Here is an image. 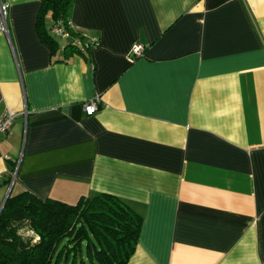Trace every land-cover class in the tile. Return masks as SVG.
I'll list each match as a JSON object with an SVG mask.
<instances>
[{
	"label": "crops",
	"instance_id": "obj_1",
	"mask_svg": "<svg viewBox=\"0 0 264 264\" xmlns=\"http://www.w3.org/2000/svg\"><path fill=\"white\" fill-rule=\"evenodd\" d=\"M6 1L0 205L15 171L13 194L124 200L127 264H264V0H75L86 50L40 38V0Z\"/></svg>",
	"mask_w": 264,
	"mask_h": 264
},
{
	"label": "trees",
	"instance_id": "obj_2",
	"mask_svg": "<svg viewBox=\"0 0 264 264\" xmlns=\"http://www.w3.org/2000/svg\"><path fill=\"white\" fill-rule=\"evenodd\" d=\"M40 1L38 35L52 46L45 16L50 14L52 25L66 24L75 0ZM71 35L67 47L78 49L73 39L79 33L73 30ZM141 221V215L124 200L107 193L82 196L68 203L41 199L27 190L15 194L10 191L0 209V264H60L71 250L75 254L71 264H78L77 249L80 264H127L138 241ZM24 226L35 236L24 238L20 233ZM82 241H87L90 263L82 255Z\"/></svg>",
	"mask_w": 264,
	"mask_h": 264
},
{
	"label": "built area",
	"instance_id": "obj_3",
	"mask_svg": "<svg viewBox=\"0 0 264 264\" xmlns=\"http://www.w3.org/2000/svg\"><path fill=\"white\" fill-rule=\"evenodd\" d=\"M8 2L6 0H0V31L9 34V27H8ZM75 30L79 33L73 41L74 44L77 45L79 50H86L92 47L93 45L98 43V38L94 36H90L84 32L78 30L74 24V22L69 19L66 24L61 22L54 23L51 28L50 32L55 36L61 37L65 40L71 38L72 31ZM145 46L141 43H135L132 45L130 49V55L132 57L141 56L144 53ZM100 102V98L98 96L87 100L83 105V110L85 114L91 115L93 114L97 108L98 103ZM16 117V112L6 109L3 114L0 116V137L2 134H7L10 130V126ZM15 177V171L10 173V184L11 187Z\"/></svg>",
	"mask_w": 264,
	"mask_h": 264
},
{
	"label": "rangeland",
	"instance_id": "obj_4",
	"mask_svg": "<svg viewBox=\"0 0 264 264\" xmlns=\"http://www.w3.org/2000/svg\"><path fill=\"white\" fill-rule=\"evenodd\" d=\"M20 233L24 238L29 237V236H33V237L35 236L34 233L32 231H29L25 226L21 229ZM35 240H37L36 237H35ZM81 248H82L83 257L86 258L87 263H90L89 258L87 256V251H86L87 250V241H82ZM74 255L75 254L73 253V250L69 251L67 257H63L61 259L60 264H71V261L73 260ZM76 259L78 260V264H80L79 249H77V252H76Z\"/></svg>",
	"mask_w": 264,
	"mask_h": 264
},
{
	"label": "water",
	"instance_id": "obj_5",
	"mask_svg": "<svg viewBox=\"0 0 264 264\" xmlns=\"http://www.w3.org/2000/svg\"><path fill=\"white\" fill-rule=\"evenodd\" d=\"M10 190H11V188L9 187V188H8V192H7V194H6V198H7V196L9 195ZM5 200H6V199H5ZM5 200H4L3 203L0 205V209L2 208V206H3L4 202H5Z\"/></svg>",
	"mask_w": 264,
	"mask_h": 264
}]
</instances>
